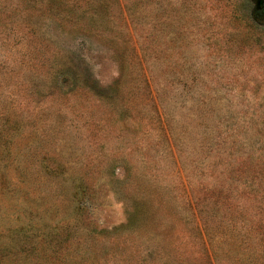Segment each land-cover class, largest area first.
I'll list each match as a JSON object with an SVG mask.
<instances>
[{
    "label": "rangeland",
    "instance_id": "rangeland-1",
    "mask_svg": "<svg viewBox=\"0 0 264 264\" xmlns=\"http://www.w3.org/2000/svg\"><path fill=\"white\" fill-rule=\"evenodd\" d=\"M0 264H264V5L0 0Z\"/></svg>",
    "mask_w": 264,
    "mask_h": 264
},
{
    "label": "water",
    "instance_id": "water-1",
    "mask_svg": "<svg viewBox=\"0 0 264 264\" xmlns=\"http://www.w3.org/2000/svg\"><path fill=\"white\" fill-rule=\"evenodd\" d=\"M264 5V0H257V10H261Z\"/></svg>",
    "mask_w": 264,
    "mask_h": 264
}]
</instances>
